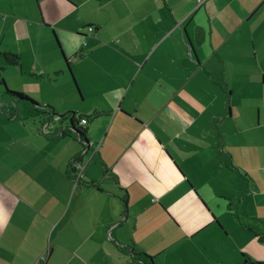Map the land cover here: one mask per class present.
Wrapping results in <instances>:
<instances>
[{
  "label": "crops",
  "instance_id": "crops-1",
  "mask_svg": "<svg viewBox=\"0 0 264 264\" xmlns=\"http://www.w3.org/2000/svg\"><path fill=\"white\" fill-rule=\"evenodd\" d=\"M0 57L7 87L41 105L3 89L0 264H142L141 219L148 237L160 233V254L196 252L226 234L220 200L254 237L264 0H0ZM53 113L87 117L97 150L84 154Z\"/></svg>",
  "mask_w": 264,
  "mask_h": 264
},
{
  "label": "rangeland",
  "instance_id": "rangeland-1",
  "mask_svg": "<svg viewBox=\"0 0 264 264\" xmlns=\"http://www.w3.org/2000/svg\"><path fill=\"white\" fill-rule=\"evenodd\" d=\"M3 89H5V86L0 85V113L2 115H6V119H8L11 103L5 102L1 97L3 94ZM32 123L33 122H31L30 124ZM35 127L38 131L39 124H37ZM4 139L5 136L0 131V143H2L1 146L5 149L7 144ZM0 168H4V166L1 165ZM220 201H222V204L219 201H214L211 203L214 209L220 213L221 218L225 223L226 234L220 233L219 237L215 241V244H213L212 246L207 247L204 245L196 252L189 251L188 253H181L183 259L179 253L175 254L174 251L170 250H167L168 252L160 254V233H151V235L155 237H148L147 235L149 231L147 227L143 225L144 222L143 219H141L140 229L136 235L140 242L137 244L136 248L145 252L151 257L158 255L155 258L156 264H251L246 263L249 261H251L252 263H264V243L258 242L250 233L246 232V230L244 229H241L236 224L234 218L226 216L223 211H225V207L227 208L228 202L223 200ZM251 209L253 214L256 215L254 206H252ZM243 214L246 215V212H243ZM210 217L212 218L211 215ZM252 218L255 222L259 223L261 228L264 229L263 220L257 218L256 216H252ZM132 221L134 222V219H132ZM210 234V232H207L203 237H209ZM216 246L219 247L215 250ZM143 249H148V251L152 254L147 253Z\"/></svg>",
  "mask_w": 264,
  "mask_h": 264
},
{
  "label": "trees",
  "instance_id": "trees-1",
  "mask_svg": "<svg viewBox=\"0 0 264 264\" xmlns=\"http://www.w3.org/2000/svg\"><path fill=\"white\" fill-rule=\"evenodd\" d=\"M3 57H4L5 64L7 66H17V65L20 64V59L21 58L17 54H14V53H11V52H4L3 53ZM67 66H68L69 71L71 72V69L69 67L68 60H67ZM4 69H5L4 67H1L0 66V85L5 86V92H6V94L10 95L13 98V100H15V102L16 101H27V102L31 103L34 107L41 108V105H39L38 103H36L34 100H32L26 94H24L22 92H18V91H13V90H11V89H9L7 87V84H6L4 75H3ZM15 106H17V105H15ZM13 110H16V108L15 109L13 108ZM71 114L59 115V114L53 113V115L49 119V121H52V119L54 117H56L57 120H60V121H64V120L69 119V121H70L69 129L63 131V136H68V134L70 132H72V131L75 134H77V136L80 137L81 143L83 144V147H84L83 148V152H84V151L88 150V147H87L86 144L89 142V139L87 137V131L84 128L85 125H82L81 124V120L83 118L84 119H87V122H89V120H88L87 117H81L79 119L80 122L78 123L76 121L74 115L70 117ZM79 161L82 162L80 157H76L75 159L71 160V162H70V169H69V172H70L71 176H72V173L74 172V164L76 162H79ZM228 163L230 164V161ZM246 227H247L248 231H250V232L253 233V235L257 239V241H259L261 243H264V229L263 228L259 227L258 225H255V224H247ZM133 253H134L135 257H137V258H139V260H141L142 264H155L154 261H153V257L149 256L145 252H139V251H137V250L134 249V252ZM246 263H251V264H264V263H252L251 261L246 262Z\"/></svg>",
  "mask_w": 264,
  "mask_h": 264
},
{
  "label": "built area",
  "instance_id": "built-area-1",
  "mask_svg": "<svg viewBox=\"0 0 264 264\" xmlns=\"http://www.w3.org/2000/svg\"><path fill=\"white\" fill-rule=\"evenodd\" d=\"M90 31H94V28L93 27H90L89 28ZM88 122H87V119H82L81 120V124L82 125H86ZM87 147H88V150L92 149L91 147H93V143L92 142H88L87 143ZM88 150L84 151L83 153H87ZM97 149L93 148L92 151L95 152ZM84 169H85V165L84 163L82 162H76L74 164V172L72 173V176H73V180L75 181V183H79L83 177V172H84Z\"/></svg>",
  "mask_w": 264,
  "mask_h": 264
},
{
  "label": "water",
  "instance_id": "water-1",
  "mask_svg": "<svg viewBox=\"0 0 264 264\" xmlns=\"http://www.w3.org/2000/svg\"><path fill=\"white\" fill-rule=\"evenodd\" d=\"M87 145V144H86Z\"/></svg>",
  "mask_w": 264,
  "mask_h": 264
}]
</instances>
